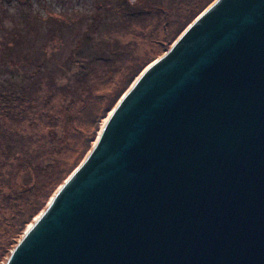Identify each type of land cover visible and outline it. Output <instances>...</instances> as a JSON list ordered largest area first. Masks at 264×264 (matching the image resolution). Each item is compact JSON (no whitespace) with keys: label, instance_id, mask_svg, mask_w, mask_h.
<instances>
[{"label":"water","instance_id":"obj_1","mask_svg":"<svg viewBox=\"0 0 264 264\" xmlns=\"http://www.w3.org/2000/svg\"><path fill=\"white\" fill-rule=\"evenodd\" d=\"M5 264H264V0L139 74Z\"/></svg>","mask_w":264,"mask_h":264},{"label":"rangeland","instance_id":"obj_2","mask_svg":"<svg viewBox=\"0 0 264 264\" xmlns=\"http://www.w3.org/2000/svg\"><path fill=\"white\" fill-rule=\"evenodd\" d=\"M211 1L215 0H125V5H131L139 15L135 23L123 22L107 34L97 36V39L104 38L109 42L110 49L116 50L115 62L120 65L111 64L121 68L119 72L110 73L106 64L98 65L95 73L97 90L93 96L85 91L66 97L61 92L48 93L42 77L33 88L37 89L34 96L41 101L29 115H24L19 125L1 121L2 129L8 134L16 133L15 138L20 144L15 145L18 149L14 151L10 145L16 139L9 144L0 141V264L6 263L9 251L16 247L54 192L87 156H81L83 147L86 148V136L89 137L87 134L92 131L85 123L87 118L101 112V117L95 119L94 136L97 139L102 120L131 79L162 57L191 19ZM100 2L108 4L105 0H0V72H8L3 75L5 80L10 82L12 79L19 86L20 79L14 80L11 73L16 68L23 72L33 70L34 67L28 66L33 59H44L51 67L57 62L55 56L64 61L74 46L76 29H86L85 23L73 25L71 22L76 18V12L90 13L96 5L100 6ZM29 3H33L35 10L26 14L29 20L25 21L23 16ZM37 11V14L60 20L65 16L69 23H58L51 31L48 24L39 21ZM10 109L11 106H4L0 113ZM12 150L14 155L10 154Z\"/></svg>","mask_w":264,"mask_h":264},{"label":"trees","instance_id":"obj_3","mask_svg":"<svg viewBox=\"0 0 264 264\" xmlns=\"http://www.w3.org/2000/svg\"><path fill=\"white\" fill-rule=\"evenodd\" d=\"M105 2H108V4L100 2V6L96 5V8H92V11L90 13H82L79 10L76 12L77 16L71 22H73V25L85 23L86 29L84 31L76 29L74 46L71 50V53L64 61H60L59 58L55 56L57 62L54 66L51 67L45 63L44 59L41 61L39 59L38 61L33 59L32 62L28 64V66L32 68L34 67L33 70L30 69L29 72H23L20 68H16V71L12 72L11 76L14 80L20 79L19 86L12 79H10V82L5 80V76L3 75L8 72H0V102L4 103L0 105H3L2 107L6 106V108L11 106V109L9 111H3L2 113H0V124H2L1 121L5 120L11 125H19L22 122V119L25 118L24 115H29V111L33 110V108L37 106L36 103H38V101H41L38 97L34 96V90L37 89L33 88L37 83L40 82L42 77H44L43 83L45 82V85L49 91L48 93L51 92L53 94H57V92H61L66 97L81 95L82 92L85 91L88 93L87 95L93 96L94 92L97 90L95 88V73L98 65L106 64L110 73H116L120 71L119 69L121 68H117L119 67L120 63L117 65V62H115L117 60H115L114 58L117 56L116 50L110 49L111 46L109 45V42L104 41V38L97 39V36H103L104 34H107V32L111 28H118V26L123 22H125L126 24L135 23L134 20L139 15L131 5H125V0H105ZM27 8L28 11L24 13L25 15L23 14L24 16L22 15L25 18V21L29 20L26 17V14L29 11L35 10L33 3H29L27 5ZM205 8H203V10ZM37 13L38 11L36 12V14ZM200 13H198L193 19H191L190 23ZM61 15L62 13L59 14V16ZM37 18L41 23L48 24V27H50L51 31H53L58 26V23H69V18L65 16L62 17V20H60L55 17L53 18L51 16H44L42 13H39L37 14ZM42 19L44 21H41ZM104 31L106 32L104 33ZM180 33L181 32H179V34ZM16 62L18 63V61ZM111 63L115 64L117 67L112 65ZM3 64L7 63L4 62ZM4 70H6V68H4ZM142 70L143 69H141L137 73V75H133L134 78L131 79L129 85L124 89V91L122 92L123 94L130 87V85ZM43 73H46L47 75H44ZM15 75L18 77H14ZM63 80H65V82ZM122 93L117 98V100L112 103L113 105L110 106V111L116 106L118 100L123 95ZM15 102L17 104H15ZM2 107H0V109ZM100 113L101 112L99 111L96 112L91 117L87 118L85 122L89 125L92 131L87 134H90L89 137L86 136L87 140L84 144L86 145V148L83 147V152L81 154L82 158H84L91 150L93 145L92 142L96 140L94 136V130L96 129L95 119L101 117L99 115ZM21 114L23 115L20 116ZM15 136L16 133H14L13 131L8 134V132L3 130L0 126L1 142L9 144L12 140L16 139ZM18 142L19 140L16 139L14 141V144L10 145L11 149H16L15 145H17ZM13 150L10 152L11 155H14ZM28 163L31 164L30 161H28ZM79 163L80 162H78V164ZM51 184H53V182ZM46 208L47 205L43 209L45 210ZM11 252L12 251H9V256L11 255Z\"/></svg>","mask_w":264,"mask_h":264},{"label":"bare ground","instance_id":"obj_4","mask_svg":"<svg viewBox=\"0 0 264 264\" xmlns=\"http://www.w3.org/2000/svg\"><path fill=\"white\" fill-rule=\"evenodd\" d=\"M138 76H139V75H138ZM136 78H137V77H136ZM134 81H135V80H134ZM134 81H133V82H134ZM131 85H132V84H131ZM124 93H125V92H124ZM109 113H110V112H109ZM108 117H109V114H108V116H107L106 118H104V121L102 120V124H101V126H100V129H101V130H102V128H103L104 123L107 121ZM101 130H100V132H101ZM100 132H99V134H100ZM99 134H98V135H99ZM95 142H96V140L94 141V143H95ZM94 143H93V145H94ZM93 145H92V146H93ZM32 224H33V223H32ZM32 224H31V225H32ZM31 225H30V226H31ZM30 226H28V228H29ZM28 228H27V229H28Z\"/></svg>","mask_w":264,"mask_h":264}]
</instances>
